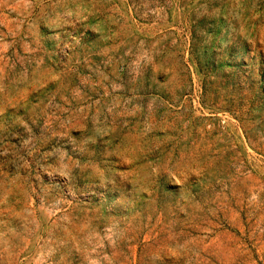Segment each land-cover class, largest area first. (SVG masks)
I'll return each instance as SVG.
<instances>
[{"label": "rangeland", "instance_id": "374dc122", "mask_svg": "<svg viewBox=\"0 0 264 264\" xmlns=\"http://www.w3.org/2000/svg\"><path fill=\"white\" fill-rule=\"evenodd\" d=\"M0 264H264V0H0Z\"/></svg>", "mask_w": 264, "mask_h": 264}]
</instances>
